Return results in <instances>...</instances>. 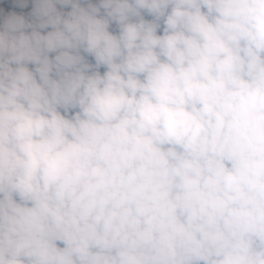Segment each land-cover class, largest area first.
<instances>
[{
    "label": "clouds",
    "instance_id": "1",
    "mask_svg": "<svg viewBox=\"0 0 264 264\" xmlns=\"http://www.w3.org/2000/svg\"><path fill=\"white\" fill-rule=\"evenodd\" d=\"M0 264H264V0H0Z\"/></svg>",
    "mask_w": 264,
    "mask_h": 264
}]
</instances>
